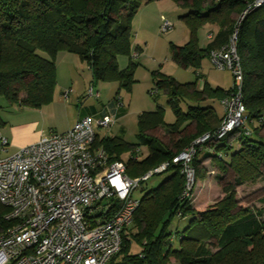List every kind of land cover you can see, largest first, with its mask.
<instances>
[{
	"label": "trees",
	"instance_id": "1",
	"mask_svg": "<svg viewBox=\"0 0 264 264\" xmlns=\"http://www.w3.org/2000/svg\"><path fill=\"white\" fill-rule=\"evenodd\" d=\"M152 1L0 0V98L25 108L50 103L57 85L55 56L61 50L75 54L87 65L94 84L115 80L129 89L138 63L130 53L141 50L138 46L132 49L131 20L143 3ZM172 1L187 10L179 19L189 29V40L182 45L171 44V58L180 67L195 71L209 52L228 44L236 26L235 21L231 26L233 15L242 14L253 2ZM206 23L216 24L218 30L201 47L196 33ZM235 36L243 72L245 124L197 145L189 163L196 179L207 171L200 155L213 162L218 182L224 181L227 172L233 174L232 181L222 184V197L214 203L197 208V201L189 197L192 190L185 195L183 164L172 162V158L200 135L215 136L223 116L219 117L211 105L187 103L185 111L180 105L190 100L221 101L232 88L226 90L204 81L199 89L193 82L182 84L173 76L154 72L155 87L150 91L167 94L174 122L166 123L163 109L158 107L139 114L137 143L118 136H96L94 146L103 148L109 160H122L129 153L124 162L126 174L132 178L168 162L160 172H166L165 179L138 198L131 226L122 232L120 252L109 264H264V199L260 200L262 207L239 206L236 195L239 185L264 178V134L260 133L264 127V4L242 16ZM122 55L131 58L121 69L117 59ZM197 75L202 77L199 71ZM3 123L0 117V126ZM190 125L194 130L186 134ZM162 126L178 137L172 147L148 134ZM140 145L148 151L142 157ZM6 211L0 204V228L8 225L2 219ZM174 218L178 226L169 230ZM180 222L186 224L181 226ZM175 240L177 246L173 245ZM116 258L120 260L116 262Z\"/></svg>",
	"mask_w": 264,
	"mask_h": 264
},
{
	"label": "built area",
	"instance_id": "2",
	"mask_svg": "<svg viewBox=\"0 0 264 264\" xmlns=\"http://www.w3.org/2000/svg\"><path fill=\"white\" fill-rule=\"evenodd\" d=\"M264 0H253L242 16ZM171 22L162 17V29ZM236 36L228 44L210 52V62L232 74V91L223 97V118L215 136L220 138L245 124L242 97L243 72L235 48ZM137 58L138 52H131ZM71 89H65L64 98ZM86 93L99 97L91 84ZM151 90L150 94H154ZM118 107L122 103L116 102ZM116 116H84L63 132L49 131L0 158V204L7 211L0 228V264H109L118 254L122 232L131 226L139 199L134 195L141 181L163 172L168 162L132 178L123 160H109L101 147H95L97 132L110 128ZM8 140L0 133V150ZM192 144L172 162H182L185 174L194 156ZM185 195L188 194L185 192Z\"/></svg>",
	"mask_w": 264,
	"mask_h": 264
},
{
	"label": "rangeland",
	"instance_id": "3",
	"mask_svg": "<svg viewBox=\"0 0 264 264\" xmlns=\"http://www.w3.org/2000/svg\"><path fill=\"white\" fill-rule=\"evenodd\" d=\"M186 11L187 10H184L181 7L179 8L178 5L172 0H155L152 2L143 3V5L134 14L131 20V29H133V35L131 37L132 49L134 43L136 42V39H138L139 45L142 47V50L140 51H131L133 53L135 51L139 53L137 58H134L138 61V63L134 67L135 70L133 78L135 81L131 84L129 89L124 86H119L118 81L115 80L98 81V86H101L100 91L98 90L101 94L99 99L96 100L92 97L89 98L91 102H94L96 104L99 100L105 101L107 99H111L117 93V96L121 98V103H123V106H125L126 112L118 123H115L112 127L108 128L111 129L109 132L110 135L116 133L118 131L119 125H121V128L125 131L123 136L124 139L132 143H137L135 134L137 133V119L139 117V114L143 111L155 110L158 107L163 109L164 121L166 123L170 124L174 122L175 114L169 107V103L167 101V94L163 90H157V93L154 95L150 94V89H153L155 87L153 82L154 72H161L165 75L171 77L173 76L176 81L182 84H184L185 82H193L196 84V87L202 84L203 80H207V83L212 86L223 87L226 90H229L233 87L232 74L227 69L218 70L217 68H215L212 62H210V52L208 54L209 59H207L206 57L203 58V63L201 64V67L198 68L196 71L193 68H182L172 60L170 52L171 44L182 45L183 43L189 40V29L184 24V22L179 19V15ZM162 17H165V19L171 22L169 28L164 30L161 28ZM241 19L242 14L233 15L231 26L233 25L232 23L234 21L236 26L232 34H236L238 22H240ZM206 24L210 26H216L218 30V26L216 24ZM206 24H204L203 27L206 26ZM205 35L206 32L204 33V38L207 41H210V38H206ZM196 36L198 38V41L201 43L204 38H202L199 29L196 33ZM42 54L46 56L45 53ZM59 54L60 52H58V54L55 56V70L56 67L57 70H60L62 64H65L67 67L70 68V60L64 58L62 59L64 61L63 63ZM130 58L131 57L128 55L119 56L117 59L118 67H120L121 69L125 68L129 63ZM78 59L79 63L77 66H79L81 70L77 71L75 68L73 69L76 70V74H81H77V76L81 77H76L75 79L76 85L74 86V93H70L69 95L70 101L68 103H65V99L62 98L59 94V89L55 88V91L53 93V98L55 100L52 99L55 102L53 103L52 101H50V103L45 104L51 105L44 109L46 110V113H44L41 118L9 121L13 124H27L16 128V131L20 133L19 136H17L16 140L24 141V138H32L35 134H39V132L47 133L48 131L52 130L63 132L65 129H67L69 122L73 119V117L79 110V106H74L75 93L84 96L83 88L86 82H88V71L84 64H82L79 57ZM200 70H202V77H199L197 75V72ZM91 84L93 85V82H90L88 87ZM94 88H96V86ZM82 99H86V96H84ZM187 103L201 106L211 105L213 110L216 111L219 117L223 116L222 104L218 100L210 99L206 101L197 102L194 100H190L187 102H182L180 105L182 110L185 111L187 109ZM19 110L20 106L17 103L10 104L3 97L0 98V117L2 119L6 120V117L8 116H12L14 118V114ZM11 128L12 127H10L9 129ZM193 130L194 125H190L185 133L187 134L189 132H192ZM106 131L101 130L100 133H105ZM260 133L264 134V127H262ZM148 134H152L153 136L158 138L162 144H165L168 147H172L178 138L176 134L172 135L170 133H167L163 126L157 128L156 130H150ZM205 134L206 133L200 135L198 138H196L190 143L195 149V152L197 149L196 146L200 143L205 142V140L201 139V137ZM121 135L122 134H120L119 136ZM235 136L236 134L234 135V137ZM13 139L14 137L12 136L8 139L6 150H0V158L12 155L18 150L19 146L15 145L16 141L15 139ZM190 144H188V146H190ZM188 146L185 147L183 151H185ZM146 153H148L147 148L144 145H140L139 157L144 156ZM203 153L204 152H202V154ZM206 154H208V152ZM199 158L200 160H202L201 165H204L207 171L201 172L203 173V176L199 179H196L193 170H191L190 174L187 173L186 188L188 191L192 190L189 197L192 198L194 201H197V208L200 209L214 203L217 199L222 197V184L226 181H232L233 174L231 172H227L224 176V181H219V183L216 178L217 169L212 166L213 162L209 158H207V156L200 155ZM122 160L126 161L127 157L123 156ZM166 176V172L161 174H154L150 179L145 182H141L139 186L136 187L137 189L135 190L134 195L137 198H140L146 190L158 185L163 179H165ZM236 195L239 206L242 205L254 208L262 207L260 200L264 199V178L256 180L255 182L239 185L238 187H236ZM180 223L181 226L186 224L185 222ZM177 226V219L174 218L171 221L169 230H173ZM173 245L177 246L176 240L173 242ZM119 260L120 258H116V262H118Z\"/></svg>",
	"mask_w": 264,
	"mask_h": 264
},
{
	"label": "crops",
	"instance_id": "4",
	"mask_svg": "<svg viewBox=\"0 0 264 264\" xmlns=\"http://www.w3.org/2000/svg\"><path fill=\"white\" fill-rule=\"evenodd\" d=\"M199 30H200V33H201L202 38H204V33L206 32L205 37L206 38H210V40H211V39H213V36L217 32V27L216 26H210V25H207L206 24V26L200 28ZM135 41L136 42L134 43L133 47L138 46L142 50V47L139 45L138 39H136ZM208 42L209 41H207L204 38L201 43L199 42V45L201 47H204L205 45H207ZM59 56H60L61 61L63 63H64V61L62 59L66 58L67 60H70V64H71L70 65L71 66L70 68L67 67L65 64H62L63 66L61 65V69H60L61 71L60 70H57V67H56V82H57L56 88L59 89L60 96L62 98H64L62 92L65 89H71L72 91L70 93L71 94L74 93V86L76 85L75 79H76V77H81V76H77V74L78 75H81V74H79V73L76 74L75 71L76 70L77 71H80L81 69H80L79 66H77L78 63H79V59H78V57H76L75 54H73V53L71 54V53H68V52L60 51ZM206 58L209 59L208 55H207ZM82 64H84V63L82 62ZM76 66H77V68H76ZM84 66L86 67V69L88 71V79H87L88 82H86V84L84 85V88H83V93H84V96H86V99L83 100L82 98L84 96H82L81 94H80L81 95L80 96L79 94H76L75 93V96H74V98H75L74 106H76V105L79 106V110L76 113V115L73 117V119L69 122V125H68L67 128L71 127L81 117L88 116V115L91 116V117H94V118H100L103 115H114V116H116V122L115 123H118L119 120L123 117V115L126 112V108H125V106H123V103H122V106L121 107H118L117 104H116V102L118 100L121 102V98L119 96H117L118 95V93H117L111 99H107L105 101H101V100L97 101V104L94 103V102H91L89 100V98L90 97L95 98V97L94 96H91V95H89V94L86 93V90H87V87H88L89 83L92 82V80H91L92 79V77H91V71L87 67L86 64H84ZM73 68H75L76 70L73 69ZM199 73H200V75H202L201 74L202 73V70H200ZM205 81H207V80H205ZM203 82H204V80L202 81V84H200L198 86L199 89L202 88ZM93 85H94L93 87L96 86L97 89L94 88L96 91H98V90L100 91V89H101V86L100 85L98 86L97 83H95V84L93 83ZM100 95L101 94L99 92V97H100ZM99 97L98 98H95V99L97 100V99H99ZM64 99H65V103H68L70 101V98L69 97L68 98H64ZM54 100H52L53 103L55 102ZM49 105H51V104H49ZM49 105H43V106H41L39 108H29V107H26L25 108V107H21L20 106V110L14 114V118L12 116H8V117H6V120L5 119H2L4 121V123H3L2 126H0V133L3 134L7 138V140L9 138H11V136L14 137V139L16 141L15 142V145H18L19 146L18 149L21 148V147H23V146L28 145L29 143H33V142L37 141L40 138V136L49 133V131L47 133H45V132H39V134H35L32 138H28V139L27 138H24V141L23 140H20L19 141V140H16V139H17V136H19L20 133H18L16 131V128L19 127V126L27 125V124H16V123L13 124L12 122H9V121L27 120V119H39V118L42 117V115H44V113H46V110H44V109L46 107H48ZM222 110H223V107H222ZM6 121H8V122H6ZM10 127H12V128L9 129ZM101 130H103V131H106L107 130V131L105 133H100ZM110 130L111 129H108V128H101V129L98 130L97 135L99 137H101L102 135L111 136V137L118 136V137H121L123 140H125L124 137H123L125 131L121 128V125H119L118 131L116 133H113V134L110 135L109 134ZM120 134H122V135L119 136ZM128 154L129 153L127 152L123 156H126L127 157Z\"/></svg>",
	"mask_w": 264,
	"mask_h": 264
}]
</instances>
